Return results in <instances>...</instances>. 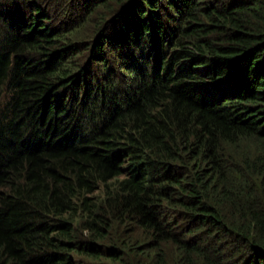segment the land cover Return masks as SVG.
Wrapping results in <instances>:
<instances>
[{
    "label": "trees",
    "instance_id": "trees-1",
    "mask_svg": "<svg viewBox=\"0 0 264 264\" xmlns=\"http://www.w3.org/2000/svg\"><path fill=\"white\" fill-rule=\"evenodd\" d=\"M0 264H264V0H0Z\"/></svg>",
    "mask_w": 264,
    "mask_h": 264
},
{
    "label": "rangeland",
    "instance_id": "rangeland-1",
    "mask_svg": "<svg viewBox=\"0 0 264 264\" xmlns=\"http://www.w3.org/2000/svg\"><path fill=\"white\" fill-rule=\"evenodd\" d=\"M3 9L5 11H8L9 13H17L18 12L17 8H15V6L13 4H10L8 1L4 2Z\"/></svg>",
    "mask_w": 264,
    "mask_h": 264
}]
</instances>
